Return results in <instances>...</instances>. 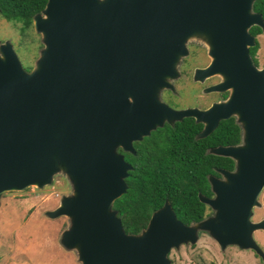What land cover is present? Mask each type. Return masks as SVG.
Returning a JSON list of instances; mask_svg holds the SVG:
<instances>
[{
    "label": "water",
    "instance_id": "obj_1",
    "mask_svg": "<svg viewBox=\"0 0 264 264\" xmlns=\"http://www.w3.org/2000/svg\"><path fill=\"white\" fill-rule=\"evenodd\" d=\"M253 1L46 0L33 18L43 46L30 72L7 43L0 45V196L42 187L61 170L72 196L45 214L69 218L61 244L77 250L80 264H170L171 248L195 242L194 226L165 202L145 228L126 234L111 208L130 169L117 149L132 151V141L163 121L192 114L171 110L156 94L174 75L186 39L202 32L212 60L200 73L225 76L218 87L234 91L229 103L208 112L226 118L240 103L251 145L209 151L234 167L219 171L223 179L209 178L214 198L201 201L215 213L195 226L220 249L252 250L264 264L252 237L264 220H249L264 185V69L254 71L247 54V28L263 26Z\"/></svg>",
    "mask_w": 264,
    "mask_h": 264
},
{
    "label": "rangeland",
    "instance_id": "obj_2",
    "mask_svg": "<svg viewBox=\"0 0 264 264\" xmlns=\"http://www.w3.org/2000/svg\"><path fill=\"white\" fill-rule=\"evenodd\" d=\"M15 32L0 21V39L15 41ZM31 32L39 37V41L37 39L33 44L34 54L32 51H22L23 56L26 54L33 58L29 72L34 68L43 46L40 34L36 33L34 28ZM258 42L260 47L256 53L257 67L261 68L264 67V33L258 36ZM184 50L185 54L178 56L174 63V75L165 79L167 87L160 89L156 94L161 103L162 91L166 89L176 94L172 96L177 103L184 102L187 96V77L192 69L212 59L209 54L210 42L202 32L191 34L184 42ZM197 68L199 67H196L194 74L199 70ZM218 76L220 77V74ZM172 121L173 118L169 120ZM72 192L73 186L61 170L55 171L49 183L42 187L28 186L19 191L3 192L0 196V264H80L77 250L65 248L61 244L62 233L70 226L69 218H50L45 214L56 209L63 198L71 197ZM259 194L256 197V205L251 209V222H255L253 215L264 213V209H258L263 200ZM213 198L214 196L211 199ZM205 204L208 212L201 221L204 223L215 213L210 205ZM258 218L259 216L256 217ZM195 225L193 224L195 242H183L177 248H171L166 256L170 264H263L261 258L252 250H241L233 245L220 249L205 227ZM252 237L264 253V230L253 232Z\"/></svg>",
    "mask_w": 264,
    "mask_h": 264
},
{
    "label": "flooded vegetation",
    "instance_id": "obj_3",
    "mask_svg": "<svg viewBox=\"0 0 264 264\" xmlns=\"http://www.w3.org/2000/svg\"><path fill=\"white\" fill-rule=\"evenodd\" d=\"M12 0L8 2L7 5L11 7ZM17 10L20 12L19 18L21 19H15V18H8L5 9L2 6V2L0 0V21H3L6 25H8L12 30L16 31V40H2L0 39V44L5 43V41H8L9 46L11 47L14 55L16 56L19 64L25 70L26 72H29V70L32 67V61L33 58H29L28 55L22 54L23 52H33V44L37 42V39L39 41V37L37 38L34 33L31 32V29H33V18L36 14H40L41 10L39 12L33 13L28 18L29 21L25 22L24 18L26 17L25 12ZM253 11V10H252ZM256 14L260 13L253 11ZM24 19V20H23ZM262 19V17H261ZM263 26H259L257 24H251L247 28L248 34L253 38V45L247 46V54L248 59H250V67L254 69V71L260 72L264 69V67L258 68L257 67V58L256 53L259 50V42H258V36L262 35L264 33V22L262 19ZM258 29V32H253L255 29ZM1 34V33H0ZM40 42H38L39 44ZM8 45V44H6ZM17 48V50H16ZM35 49V47H34ZM253 50V51H252ZM0 53V58H1ZM212 60V59H211ZM207 60L204 65L202 66H196L199 67V69L195 74L194 67L190 73L188 78V84L185 87L186 88V94L185 97L186 100L182 103H177L172 95H176L175 93H172L170 89H166L162 91V101L163 103L170 108L173 111H192L191 115H186L181 117L180 119L173 120L172 122H169L167 120L163 121L162 126H157L155 129L151 130L149 132L148 136H145L140 141H132V152L130 151H123L121 148H118L117 151H119L120 154H122L128 164L132 165V160L134 159L133 156L135 155V149L139 144H143L144 140L146 138L151 139L152 137L158 135L161 131H167L169 128H176L177 129V135L179 134L178 138H174L176 143L178 144V148L174 150L175 154L174 157L183 159L185 156L188 155V153H183V151H186L185 149H190V159L188 161L194 164V168L191 170L194 183L200 184L203 188H205V191H196V198L199 202V205L202 208V214L201 216L195 212V218H193L190 222V224H197L201 222L205 216L207 211V206L204 202L201 201V199H211L213 197V193L211 192V187L209 183V178L212 176L215 178H220L221 174L219 171L221 170H228L225 168H213L211 166V158L212 155L209 151H211L213 148H224V147H235V146H244L249 147L251 145V142L249 141V133L251 131L250 126L248 124L247 120H243L241 117L238 116L237 113H239L241 110L240 103L236 105V107L230 106L229 108V116L226 118L223 117H216L215 114L212 112L209 113L208 111L212 108H218L223 107L225 103H229L233 91V87H218L219 84L223 83L225 81V76L220 74V77L218 76L219 73L214 74H202L200 73L201 70L205 69L211 62ZM248 74V73H247ZM249 75V74H248ZM251 76V75H250ZM202 80V81H201ZM197 86V87H196ZM264 89V86H263ZM197 94V95H196ZM197 96V97H196ZM166 97V98H165ZM219 107V108H220ZM209 130V132H208ZM165 142H169V140H166ZM259 142V139L257 138V141ZM263 142H264V135H263ZM189 143V144H188ZM181 155V156H179ZM220 158H226L231 162L232 168L234 166V161L229 157H223L218 156ZM201 165L204 167H207L208 171H202L200 169ZM194 170V172H193ZM211 170L214 171V175L212 174ZM203 174L202 176L200 175ZM195 186V185H194ZM196 187V186H195ZM263 198L262 205L258 208L260 211L264 209V185L260 191L259 196ZM256 214V213H254ZM259 216L258 219L256 217ZM255 218V219H254ZM264 220V213L263 214H256V216L253 215V221H259ZM181 222V221H180ZM182 223V222H181ZM184 224V223H183Z\"/></svg>",
    "mask_w": 264,
    "mask_h": 264
},
{
    "label": "trees",
    "instance_id": "obj_4",
    "mask_svg": "<svg viewBox=\"0 0 264 264\" xmlns=\"http://www.w3.org/2000/svg\"><path fill=\"white\" fill-rule=\"evenodd\" d=\"M1 2L5 13L9 15L8 18L21 19L19 18L21 8L26 14L23 20L28 22L30 15L44 8L46 0H12L11 7L7 5L10 0H1ZM252 10L260 13L264 22V0H254ZM258 31L256 28L253 32ZM177 132L176 128H169L151 139L146 138L143 144H139L134 150L132 165L128 164L124 156L117 151L130 169L124 178L126 190L113 201L111 208L116 212V217L126 234H137L145 228L150 215L161 208L165 202L170 206L176 219L184 225L191 223L190 221L195 218V212L201 216L202 208L196 198V191L203 192L205 188L199 183H194L191 178L194 164L188 161L190 149L186 148V151H183L185 154L188 153L183 159L178 157L176 160L174 157V150L179 144L174 140L179 136ZM166 140L169 142H165ZM211 155L213 168L219 167L231 171L229 169L232 165L228 159ZM200 169L209 170L203 165ZM211 172L215 174L213 170ZM200 175L203 174L200 173Z\"/></svg>",
    "mask_w": 264,
    "mask_h": 264
}]
</instances>
